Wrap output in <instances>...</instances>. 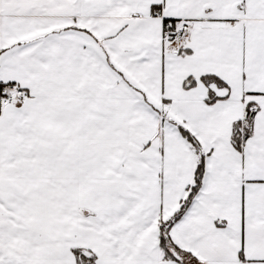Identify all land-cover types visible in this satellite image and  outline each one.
I'll list each match as a JSON object with an SVG mask.
<instances>
[{"label":"snow or ice","instance_id":"6c2138e0","mask_svg":"<svg viewBox=\"0 0 264 264\" xmlns=\"http://www.w3.org/2000/svg\"><path fill=\"white\" fill-rule=\"evenodd\" d=\"M0 264H264V0H0Z\"/></svg>","mask_w":264,"mask_h":264}]
</instances>
